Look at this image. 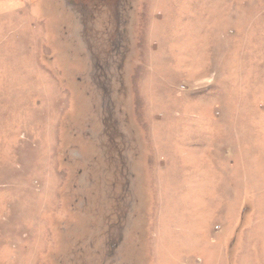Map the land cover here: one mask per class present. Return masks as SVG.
<instances>
[{
    "label": "rangeland",
    "instance_id": "obj_1",
    "mask_svg": "<svg viewBox=\"0 0 264 264\" xmlns=\"http://www.w3.org/2000/svg\"><path fill=\"white\" fill-rule=\"evenodd\" d=\"M0 264H264V0H0Z\"/></svg>",
    "mask_w": 264,
    "mask_h": 264
},
{
    "label": "flooded vegetation",
    "instance_id": "obj_2",
    "mask_svg": "<svg viewBox=\"0 0 264 264\" xmlns=\"http://www.w3.org/2000/svg\"><path fill=\"white\" fill-rule=\"evenodd\" d=\"M80 1V6H82L83 8H86V6H88V3L91 1V0H78ZM101 1V0H98V2ZM96 4V2H95Z\"/></svg>",
    "mask_w": 264,
    "mask_h": 264
}]
</instances>
